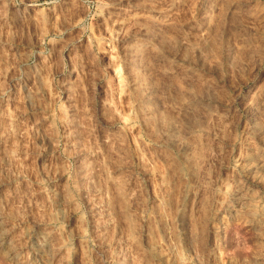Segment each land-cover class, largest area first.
<instances>
[{"label": "rangeland", "instance_id": "374dc122", "mask_svg": "<svg viewBox=\"0 0 264 264\" xmlns=\"http://www.w3.org/2000/svg\"><path fill=\"white\" fill-rule=\"evenodd\" d=\"M0 264H264V0H0Z\"/></svg>", "mask_w": 264, "mask_h": 264}, {"label": "bare ground", "instance_id": "6f19581e", "mask_svg": "<svg viewBox=\"0 0 264 264\" xmlns=\"http://www.w3.org/2000/svg\"><path fill=\"white\" fill-rule=\"evenodd\" d=\"M207 88V87H206Z\"/></svg>", "mask_w": 264, "mask_h": 264}]
</instances>
